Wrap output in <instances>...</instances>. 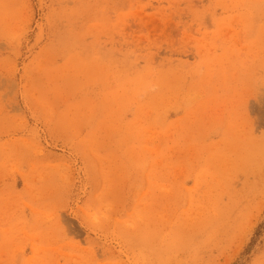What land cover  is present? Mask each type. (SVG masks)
I'll return each instance as SVG.
<instances>
[{
	"label": "rangeland",
	"instance_id": "374dc122",
	"mask_svg": "<svg viewBox=\"0 0 264 264\" xmlns=\"http://www.w3.org/2000/svg\"><path fill=\"white\" fill-rule=\"evenodd\" d=\"M0 264H264V0H0Z\"/></svg>",
	"mask_w": 264,
	"mask_h": 264
}]
</instances>
